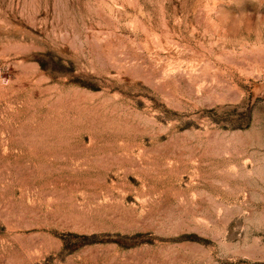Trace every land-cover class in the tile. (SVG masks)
Instances as JSON below:
<instances>
[{"label": "rangeland", "instance_id": "1", "mask_svg": "<svg viewBox=\"0 0 264 264\" xmlns=\"http://www.w3.org/2000/svg\"><path fill=\"white\" fill-rule=\"evenodd\" d=\"M0 264H264V0H0Z\"/></svg>", "mask_w": 264, "mask_h": 264}]
</instances>
